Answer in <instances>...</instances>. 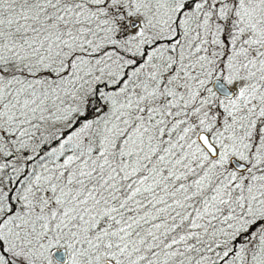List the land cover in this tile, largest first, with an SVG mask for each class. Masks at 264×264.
I'll return each mask as SVG.
<instances>
[{"label":"snow or ice","instance_id":"obj_1","mask_svg":"<svg viewBox=\"0 0 264 264\" xmlns=\"http://www.w3.org/2000/svg\"><path fill=\"white\" fill-rule=\"evenodd\" d=\"M0 264H264V0H0Z\"/></svg>","mask_w":264,"mask_h":264}]
</instances>
